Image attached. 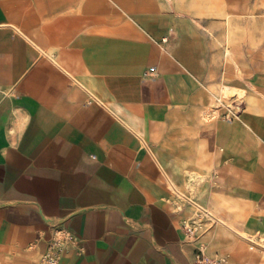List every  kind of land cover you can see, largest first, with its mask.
<instances>
[{"label":"crops","instance_id":"obj_1","mask_svg":"<svg viewBox=\"0 0 264 264\" xmlns=\"http://www.w3.org/2000/svg\"><path fill=\"white\" fill-rule=\"evenodd\" d=\"M58 230V264H264V0H0V264Z\"/></svg>","mask_w":264,"mask_h":264},{"label":"built area","instance_id":"obj_2","mask_svg":"<svg viewBox=\"0 0 264 264\" xmlns=\"http://www.w3.org/2000/svg\"><path fill=\"white\" fill-rule=\"evenodd\" d=\"M242 110V104L233 96L217 95L215 98V106L210 110V115L213 117H221L225 120H233L238 117ZM198 215L210 218L211 214L205 207L196 204ZM184 228L189 236L194 237L201 229V224L189 222L184 225ZM69 237V233L58 230L56 238L48 247L47 252L43 257L44 264H58L60 249L63 241ZM194 264H226L223 258L206 256L202 251L196 253Z\"/></svg>","mask_w":264,"mask_h":264},{"label":"bare ground","instance_id":"obj_3","mask_svg":"<svg viewBox=\"0 0 264 264\" xmlns=\"http://www.w3.org/2000/svg\"><path fill=\"white\" fill-rule=\"evenodd\" d=\"M225 95V94H224ZM226 96V95H225ZM214 216V215H213Z\"/></svg>","mask_w":264,"mask_h":264},{"label":"rangeland","instance_id":"obj_4","mask_svg":"<svg viewBox=\"0 0 264 264\" xmlns=\"http://www.w3.org/2000/svg\"><path fill=\"white\" fill-rule=\"evenodd\" d=\"M227 97H229V96H227Z\"/></svg>","mask_w":264,"mask_h":264}]
</instances>
